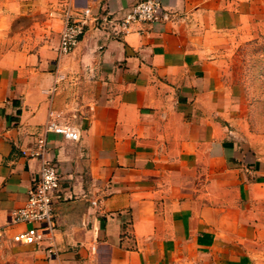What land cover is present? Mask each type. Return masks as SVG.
Here are the masks:
<instances>
[{"label":"crops","instance_id":"0c3cea01","mask_svg":"<svg viewBox=\"0 0 264 264\" xmlns=\"http://www.w3.org/2000/svg\"><path fill=\"white\" fill-rule=\"evenodd\" d=\"M138 0H41L46 21L0 31V264H253L264 164L233 128L238 86L227 55L264 21V0H158L167 21L123 36ZM88 9L77 46L57 52L63 11ZM49 111L53 116H49ZM49 120L79 139L46 131ZM43 138L59 189L55 228L14 242L10 224L38 176L23 155Z\"/></svg>","mask_w":264,"mask_h":264},{"label":"built area","instance_id":"2783aa9c","mask_svg":"<svg viewBox=\"0 0 264 264\" xmlns=\"http://www.w3.org/2000/svg\"><path fill=\"white\" fill-rule=\"evenodd\" d=\"M170 14L163 9L158 0H138L119 19H114L109 14L92 17L95 26L110 27L113 34L123 36L132 26L139 22L167 21ZM89 21L88 9L73 11L66 5L63 11V23L59 32L57 52L64 55L71 52L78 44L85 32ZM49 116L53 112L49 111ZM46 131L60 134L65 140L76 141L79 139V130L71 124H61L49 120ZM23 155L38 158L40 161L38 176L27 189L24 203L9 214L10 224H26L28 227L16 232L12 240L21 244H40L55 228L54 199L59 189V176L55 163L46 156L45 140H37L36 147L32 150H23ZM49 252L46 260L35 264H50Z\"/></svg>","mask_w":264,"mask_h":264},{"label":"rangeland","instance_id":"374dc122","mask_svg":"<svg viewBox=\"0 0 264 264\" xmlns=\"http://www.w3.org/2000/svg\"><path fill=\"white\" fill-rule=\"evenodd\" d=\"M46 21L41 0H0V31L18 40L37 32ZM229 78L238 86V115L233 128L242 134L264 164V21L255 23L251 34L234 45L226 57ZM259 224L253 264H264V202L256 205Z\"/></svg>","mask_w":264,"mask_h":264}]
</instances>
